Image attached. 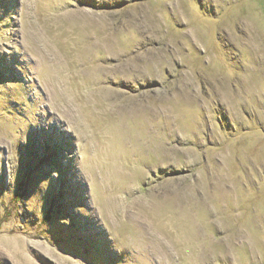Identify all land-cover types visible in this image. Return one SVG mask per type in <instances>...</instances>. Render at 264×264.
Returning a JSON list of instances; mask_svg holds the SVG:
<instances>
[{"label":"rangeland","instance_id":"obj_1","mask_svg":"<svg viewBox=\"0 0 264 264\" xmlns=\"http://www.w3.org/2000/svg\"><path fill=\"white\" fill-rule=\"evenodd\" d=\"M0 264H264V0H0Z\"/></svg>","mask_w":264,"mask_h":264}]
</instances>
